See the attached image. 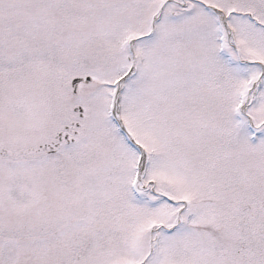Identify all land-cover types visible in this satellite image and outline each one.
<instances>
[{
  "label": "snow or ice",
  "instance_id": "6c2138e0",
  "mask_svg": "<svg viewBox=\"0 0 264 264\" xmlns=\"http://www.w3.org/2000/svg\"><path fill=\"white\" fill-rule=\"evenodd\" d=\"M0 264H264V0H0Z\"/></svg>",
  "mask_w": 264,
  "mask_h": 264
}]
</instances>
